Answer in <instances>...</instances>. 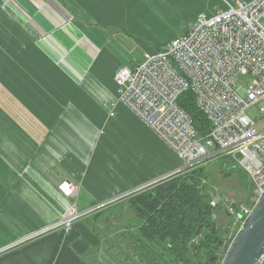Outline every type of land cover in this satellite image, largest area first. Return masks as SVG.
Here are the masks:
<instances>
[{
    "label": "crops",
    "instance_id": "1",
    "mask_svg": "<svg viewBox=\"0 0 264 264\" xmlns=\"http://www.w3.org/2000/svg\"><path fill=\"white\" fill-rule=\"evenodd\" d=\"M226 2L0 0V264H109L101 248L110 229L92 217L42 230L72 202L58 189L64 180L86 208L182 164L124 104L109 116L125 64L119 44L157 49Z\"/></svg>",
    "mask_w": 264,
    "mask_h": 264
},
{
    "label": "built area",
    "instance_id": "2",
    "mask_svg": "<svg viewBox=\"0 0 264 264\" xmlns=\"http://www.w3.org/2000/svg\"><path fill=\"white\" fill-rule=\"evenodd\" d=\"M243 77L250 80L247 88L241 85ZM113 79L116 90L109 116L117 103L124 104L182 160L179 167L133 192L225 160L251 184L248 204H229L226 209L239 225L238 233L264 195V128L257 129L246 113L249 106L258 105L264 118V0H235L210 14L199 12L185 33L145 51L142 60L122 65ZM184 94L192 96L204 117L200 128L178 102ZM58 189L65 198L78 197L74 182L64 180ZM220 201L210 194L212 207ZM75 203L67 208V220L49 229H65L87 213ZM255 264H264V248Z\"/></svg>",
    "mask_w": 264,
    "mask_h": 264
},
{
    "label": "trees",
    "instance_id": "3",
    "mask_svg": "<svg viewBox=\"0 0 264 264\" xmlns=\"http://www.w3.org/2000/svg\"><path fill=\"white\" fill-rule=\"evenodd\" d=\"M178 102L200 128L204 117L192 96L184 94ZM218 162L228 168L223 160ZM230 167L245 177L250 190L246 174ZM206 177L205 165L198 166L128 198V207L136 217L126 225L128 230L119 234L126 241L120 249L126 259L135 256L134 264H220L226 248H221L223 239L212 217L216 208L210 205L211 186ZM101 213L96 211L92 219Z\"/></svg>",
    "mask_w": 264,
    "mask_h": 264
},
{
    "label": "rangeland",
    "instance_id": "4",
    "mask_svg": "<svg viewBox=\"0 0 264 264\" xmlns=\"http://www.w3.org/2000/svg\"><path fill=\"white\" fill-rule=\"evenodd\" d=\"M235 0H228V2H234ZM218 2H213V7H218ZM225 8V6H224ZM206 13H211L210 11L206 10ZM214 12V11H213ZM195 19V18H194ZM193 19V21H194ZM192 21V22H193ZM187 31V27L184 30L183 33ZM112 33V30H111ZM182 33V34H183ZM181 35V34H180ZM178 35V36H180ZM175 36L172 39L178 37ZM171 41V40H170ZM168 43V42H166ZM164 43V44H166ZM115 44H118L117 42ZM121 47H123L125 50L123 51L126 52L124 61L125 64H130L133 60H142L143 59V49L139 45L136 46L135 48L132 49V51H129L128 48L122 44H119ZM163 45V44H162ZM161 45V46H162ZM160 47V46H159ZM95 57L90 60V63L94 61ZM88 69L90 68V64L87 67ZM84 74H80L81 80H79V83H81L84 79L85 76ZM86 75V74H85ZM80 79V78H79ZM241 85L245 88H247L250 84L249 78L243 77L241 78ZM111 102H109L108 108L111 107ZM246 113L251 117L253 125L257 129H263L264 128V118L260 115L259 113V106L258 105H251L246 109ZM35 124L33 125L32 121L29 127V130L31 133L35 128ZM14 129L21 130V125L17 124L16 122L14 123ZM33 139H31L30 142H32ZM33 141H36L33 140ZM224 166L228 167L227 169L223 168L222 166L219 165V162H208L205 165V174L207 175L206 177V182L210 184V193L212 194H217L220 198L221 201L219 205L216 207V210L214 211L215 213V220L217 222V228L220 231V237L223 239V244L221 248H226V251L229 247L230 242L232 241L234 235L238 231V224L234 221V217L230 216V214L227 213L226 209L229 204L235 205V204H248L249 202V187L247 185V182L245 180V177L239 173H237L234 168L230 167V162L225 161ZM138 192H133V190L127 192L126 194H122L119 196L112 197L106 201L100 202V203H92L86 207L88 210L87 213L80 218L72 219L70 221V225L68 226L69 228L72 227V225L79 220H85L89 217H93L94 213L96 211H100L101 216L95 220V222H99L103 224L102 228H106V230L110 229L107 235H105V240H104V245L101 248V252L103 255L108 256L110 259L109 264H119L120 262V257H127L124 252H121L120 249H124L123 244L126 243L125 240H123L122 236L116 234V229L119 226L131 225L134 223V213L131 208L128 207V198L133 196ZM78 196V195H77ZM70 200L76 202L75 198H70ZM77 207L79 210H81V207L77 202ZM126 207L127 212L123 211V209ZM124 207V208H123ZM94 208V210L90 211L89 209ZM67 207L64 208L61 217L59 220L53 222L46 228H44L43 231L48 230L49 228H52L55 226L57 223L61 224L62 221L67 220L66 218L69 217L67 214ZM67 216V217H66ZM66 217V218H65ZM119 222V223H118ZM66 227V225H65ZM65 228L63 230H67L69 228ZM51 230V229H49ZM40 232V233H42ZM128 249V247H127ZM224 251V250H223ZM226 251L222 254V258L224 257ZM129 254V252L127 251ZM222 260V259H221ZM133 261H137L135 256H132V259H126V264H134L132 263Z\"/></svg>",
    "mask_w": 264,
    "mask_h": 264
},
{
    "label": "water",
    "instance_id": "5",
    "mask_svg": "<svg viewBox=\"0 0 264 264\" xmlns=\"http://www.w3.org/2000/svg\"><path fill=\"white\" fill-rule=\"evenodd\" d=\"M264 248V195L233 237L220 264H255Z\"/></svg>",
    "mask_w": 264,
    "mask_h": 264
}]
</instances>
